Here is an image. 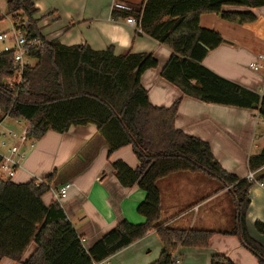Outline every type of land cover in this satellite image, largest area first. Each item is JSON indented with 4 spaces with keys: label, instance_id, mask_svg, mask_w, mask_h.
I'll return each instance as SVG.
<instances>
[{
    "label": "trees",
    "instance_id": "1",
    "mask_svg": "<svg viewBox=\"0 0 264 264\" xmlns=\"http://www.w3.org/2000/svg\"><path fill=\"white\" fill-rule=\"evenodd\" d=\"M37 0H7V16L16 31L28 41L39 42L27 58L22 81L16 87L8 80L16 76L15 51L0 50V110L14 120L29 124V139L38 141L49 131L67 133L71 127L94 125L109 146L110 154L131 147L139 161L137 169L114 163L120 183L137 186L146 199L137 212L142 224L121 221L90 249L82 243L58 202L49 206L43 198L50 191L53 176L42 183H15L0 179V262L19 264H100L156 233L163 250L152 264H173L179 248H207L216 234L235 236L241 246L264 264V246L250 234L247 217L250 193L256 185L225 170L210 144L176 127L182 99L171 107L150 102L141 79L157 69L153 54L127 52L116 55L114 48L96 51L89 45H62L58 39L45 40L36 19ZM118 1V0H117ZM139 10L113 8V21L134 18L140 35L154 39L172 51L161 71L162 78L184 97L205 104L256 111L264 119V96L220 77L204 66L208 54L224 42L220 33L201 26L203 15H217L232 24L257 21L254 10L264 0H141ZM5 19L0 11V22ZM24 20L26 22H24ZM2 157L0 156V164ZM250 173L264 183V147L248 158ZM176 173L202 174L229 189L233 202V227L229 232L170 227L162 219L159 181ZM264 237V223H255ZM33 252L27 257L31 247ZM211 264H235L224 255L212 257Z\"/></svg>",
    "mask_w": 264,
    "mask_h": 264
},
{
    "label": "crops",
    "instance_id": "2",
    "mask_svg": "<svg viewBox=\"0 0 264 264\" xmlns=\"http://www.w3.org/2000/svg\"><path fill=\"white\" fill-rule=\"evenodd\" d=\"M115 3L116 0H37L39 12L35 18L39 20L45 40L58 39L68 47L89 45L96 51L113 47L116 55L153 54L159 66L146 71L141 79L150 102L159 107H171L182 99L176 127L210 144L225 170L247 179L250 174L248 158L264 147V119L256 111L210 105L184 97L161 76L172 51L149 36H139L141 30L130 26L126 20L113 21L111 12ZM6 7L7 0H0L1 12H5ZM254 13L257 21L247 25L228 23L217 15H203L201 26L219 32L225 40L208 54L203 64L220 77L264 96V61L259 58L264 56V7ZM0 34H4L1 29ZM252 64L260 66L259 70L255 71ZM27 126L25 121L10 119L0 110L1 129L21 133ZM1 140L19 146L26 155L14 178L15 183L42 182L53 176L50 191L43 198L47 206L53 202V191L72 184L68 198L60 204L78 235L86 240V249L123 220L132 224L145 222L137 209L146 199V193L137 186H123L114 169L118 161L137 169L138 159L131 147L110 154L96 126L71 127L65 134L49 131L42 139L26 144L11 138L0 137ZM0 152L7 153L3 149ZM261 173H256V178ZM210 180L202 174L176 173L159 181L162 219L178 229L229 232L233 227L232 207L229 200L226 202L225 192L219 191L220 184L213 186ZM258 221L264 223V184L255 185L251 190L247 217L251 236L264 246V237L255 230ZM162 250V243L154 232L107 263L152 264L159 259ZM217 254L228 257L235 264H259L232 235L216 234L207 248L182 247L176 253L179 264H211L212 257ZM6 260L11 261L4 259L0 264Z\"/></svg>",
    "mask_w": 264,
    "mask_h": 264
},
{
    "label": "built area",
    "instance_id": "3",
    "mask_svg": "<svg viewBox=\"0 0 264 264\" xmlns=\"http://www.w3.org/2000/svg\"><path fill=\"white\" fill-rule=\"evenodd\" d=\"M116 8L121 10H129V8L125 7L122 4H116ZM128 24L131 26H139L136 20L132 18L127 19ZM13 47L5 44L8 43V35L7 34H0V42L5 44L3 48V52H10L11 50L15 51L14 55V66L16 69V76L22 81V73L24 67L28 64L25 60L29 54V52L39 45L37 40L35 41H28L27 38L21 32L15 30L13 34ZM260 60L264 61V56L259 57ZM251 67L258 71L260 66L257 64H252ZM9 85H11L9 83ZM12 86V85H11ZM31 131V127L27 126L21 133H16L12 129H1L0 128V137L1 138H11L17 139L21 144H26L31 142L29 139V133ZM1 148L7 149V153L3 154L0 152V156L2 157V162L0 164V178L3 180H12L16 176V172L21 168L22 162L24 161L26 155L22 152L21 148L17 145H9L5 140L0 141ZM34 145L31 144V147ZM249 182H254L256 185H262L264 183H258L255 178V173H250L247 177ZM43 182V181H42ZM40 182V183H42ZM72 188V184H66L63 187L56 189L53 191V202L61 203L68 198L69 191ZM86 240L83 238L82 243L85 244ZM180 258L175 254L173 258V264H179ZM100 264H108L107 261L100 263Z\"/></svg>",
    "mask_w": 264,
    "mask_h": 264
},
{
    "label": "rangeland",
    "instance_id": "4",
    "mask_svg": "<svg viewBox=\"0 0 264 264\" xmlns=\"http://www.w3.org/2000/svg\"><path fill=\"white\" fill-rule=\"evenodd\" d=\"M116 4H122V5H124L125 7H127V8H129V10H127V11H130L131 9H135V10H139V8L141 7V4H142V2H141V0H116V3H115V5H114V8H116ZM7 9H8V5H7V7H6V11L5 12H1L3 15H5V19L0 23V29L5 33V34H7L8 35V43H7V45H9V46H12V45H14V42H13V38H14V36H13V34H14V32H15V30H16V27L14 26V23L12 22V19H11V17H9V16H7ZM118 9V8H117ZM121 10V9H120ZM1 11V10H0ZM126 11V10H125ZM129 19V18H128ZM133 20H135L134 18H132ZM126 21H127V19H126ZM24 22H26L25 20H24ZM137 22V21H136ZM128 23V22H127ZM138 23V22H137ZM139 24V23H138ZM130 25V24H129ZM131 26V25H130ZM133 27V26H132ZM138 28H139V30H141L140 29V25L139 26H137ZM203 27V26H202ZM40 28V27H39ZM204 28V27H203ZM213 30V29H212ZM219 33V32H218ZM4 44L2 43V42H0V50H3V48H4ZM28 57V56H27ZM28 64H30V66H33L34 64H35V61L34 60H31L30 58H26V60H25ZM8 82L12 85V87H16L17 86V84H20L21 83V80L17 77V76H14V78L13 79H10V80H8ZM263 121V120H262ZM28 124V123H27ZM262 126H264V125H262ZM261 126V127H262ZM2 149L3 150H6L7 151V149H5V148H1V146H0V150L2 151ZM16 174H17V172H16ZM1 179V178H0ZM13 181H15L14 180V178L12 179ZM38 182V184L40 183L39 181H37ZM210 182L213 184V186H215V185H218L219 183L217 182V181H215V180H210ZM222 186L220 185V188H221ZM224 192H225V194L227 195V198H226V202L229 200V202H230V206L232 207V210H233V212H232V221H233V214H234V209H233V202H232V198H231V196L229 195V189H225V190H223ZM225 202V203H226ZM229 225H230V222H229ZM33 250H34V247L32 248V251H30L29 253H27L26 255H30L31 254V252H33ZM6 263H3V264H13L11 261H5Z\"/></svg>",
    "mask_w": 264,
    "mask_h": 264
}]
</instances>
